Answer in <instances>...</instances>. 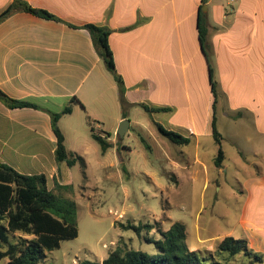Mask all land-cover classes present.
I'll use <instances>...</instances> for the list:
<instances>
[{"label":"crops","instance_id":"obj_1","mask_svg":"<svg viewBox=\"0 0 264 264\" xmlns=\"http://www.w3.org/2000/svg\"><path fill=\"white\" fill-rule=\"evenodd\" d=\"M15 1L0 0V15ZM20 1L54 19L18 9L0 21V164L21 174H44L47 187L52 182L49 190L58 193L56 184L70 194L65 198L78 196L71 191L79 182L72 171L75 166L55 161L56 136L49 114L60 113L75 99L71 113L58 121L69 152L83 154L92 147L88 143L85 148L76 139L78 130L91 138L90 123L95 134L109 135L111 148L104 155L116 156L113 166L118 169L136 167L135 160L121 158V151L143 158L145 164L150 152L167 166L164 171H170L177 189L201 177L202 194L210 185L215 191L209 200L211 216L204 222L200 219L204 208L199 209L191 234L195 246L188 249L198 251L232 237L246 240L248 251L264 260V0H208L205 10L201 0ZM200 8L206 18L215 80L218 77V90L225 98L222 122L244 120L258 131L243 134V139L221 134L224 142L236 147L233 166L225 153L221 167L214 165L213 96L197 29ZM86 25L110 31L108 44L129 104L126 117L117 84L99 58ZM2 95L42 110L9 108ZM142 106L166 110L147 112ZM125 119L129 130L119 138L116 131ZM155 123L189 138L190 143H171ZM131 136L140 138V150L123 144ZM237 140L246 144L238 145ZM228 172L235 183L229 194L238 205L232 224L222 232L218 221L227 219L228 209L218 206L215 194L223 190L217 177ZM166 221L185 225L188 247L185 221L168 216Z\"/></svg>","mask_w":264,"mask_h":264},{"label":"rangeland","instance_id":"obj_2","mask_svg":"<svg viewBox=\"0 0 264 264\" xmlns=\"http://www.w3.org/2000/svg\"><path fill=\"white\" fill-rule=\"evenodd\" d=\"M237 4L238 2L231 3L233 7H236ZM216 80H219L218 77ZM218 93L215 105L218 132L228 139L234 134L243 139V134L258 133L257 128L244 120L233 121L230 119L222 122L220 113L225 110L223 103L225 98L220 90ZM83 127L85 126L83 125ZM76 136L78 143L85 148L88 143L92 146L88 147L83 154H78L82 157L83 162H78L72 170L79 179V182H75L71 188L72 193L78 194V196L70 197L76 203L78 234L74 239L62 241L58 249L47 252L40 264H80L84 261L100 264L107 258L109 252L116 248H120L122 251L141 250L148 255L157 256L153 244L146 241V238L161 239L156 230L150 231V233L143 230L140 235H137L133 230L122 229L119 224L138 226L158 222L162 230V223L167 220V216L174 221H185L189 234L188 247H186L195 246L194 243H191L193 218L201 207L204 208L200 214L201 220L206 222L211 216L209 200L215 192L213 185H210L202 194V178L199 177L197 180L190 181L189 185L185 187L175 188L174 177L170 176V171H164V169H168L167 166L158 162L155 154L150 152H147V163L145 164L143 158L121 151V158L124 161L135 160L136 167L134 170L131 168L128 170L118 169L113 166L116 156L111 152L102 156L99 146L87 133L81 135L78 130ZM146 138L147 143L152 145V139L148 134H146ZM122 142L130 144L132 150L136 146L140 150L138 145L141 147L143 145L137 136H131L130 139L125 138ZM222 142L221 148L228 158L227 162L233 166L236 147L229 141L225 140L224 142V139ZM237 144L244 146L246 143L244 140H237ZM217 152L218 145L214 151L215 157ZM166 176H170L169 180ZM217 178L218 183L223 187L221 192L215 194L219 201L218 206L223 205L228 209L227 219L218 221L219 230L224 232L228 229L227 226L233 222L238 203L229 194L231 187L235 186L231 173L221 174ZM51 186L52 182L50 181L48 187L51 188ZM55 194L61 198L70 195L61 190ZM170 223L166 221L164 228L168 229ZM21 237L31 238L16 233L11 235V242L16 243ZM217 247L218 245H208L197 251L201 257L205 258L204 264H264L262 257L260 256L261 260L258 261L252 252L253 255L241 253L230 257L225 252H219ZM0 264H7V260H1Z\"/></svg>","mask_w":264,"mask_h":264},{"label":"trees","instance_id":"obj_3","mask_svg":"<svg viewBox=\"0 0 264 264\" xmlns=\"http://www.w3.org/2000/svg\"><path fill=\"white\" fill-rule=\"evenodd\" d=\"M208 0H201V7ZM18 9L29 12L35 16L45 19H54L52 15L43 10H35L16 0L8 6L0 15V21ZM90 34L93 46L103 61L106 70L112 75L119 90V101L126 117L125 111L129 107L124 99V86L121 77L115 70L113 55L108 44L110 31L107 28L95 25L84 27ZM197 29L201 52L205 57L208 68V79L213 96V118L211 122L212 136L218 145L217 156L214 165L221 167L224 160V153L221 148L222 135L216 127L215 105L218 98V83L215 80V71L206 44V18L200 8L197 20ZM1 100L9 108H35L40 109L28 102L14 101L5 96ZM77 102L72 99L60 113H49L51 125L56 136L55 161L64 162L69 168L75 166L83 159L69 152L64 144V136L58 127V121L64 115L71 113V103ZM147 112L165 111L166 109L148 108L142 106ZM91 138L97 143L101 155H104L110 148L108 134L103 137L95 134L91 124ZM160 135L167 138L171 143L178 146H187L189 138H185L178 133L166 130L162 125L155 123ZM55 190H61L55 184ZM65 190L68 188H64ZM122 229L133 230L140 235L143 230L150 232L156 230L161 239L146 238L149 244H153L157 251V256L148 255L141 250H125L120 248L109 252L107 258L100 264H204L205 258L201 257L197 251L189 250L185 245L186 232L185 225L181 222H174L163 231L159 223L145 225H123ZM19 233L29 236L30 239L19 238L16 243L11 242V235ZM76 223V203L69 198H61L53 190L47 187V178L44 174H21L6 164H0V261L7 260V264H40L47 252H51L60 247L62 241L71 240L77 237ZM4 248V249H3ZM217 250L227 253L230 257L244 253L253 255L247 250V242L243 239L224 237L218 244ZM258 261L259 255H253ZM80 264H98L89 261Z\"/></svg>","mask_w":264,"mask_h":264},{"label":"water","instance_id":"obj_4","mask_svg":"<svg viewBox=\"0 0 264 264\" xmlns=\"http://www.w3.org/2000/svg\"><path fill=\"white\" fill-rule=\"evenodd\" d=\"M206 7L203 6V10H205ZM129 130V121L128 120H123L120 122L119 126H118V129L116 131V135L119 137V138H123L124 134Z\"/></svg>","mask_w":264,"mask_h":264}]
</instances>
